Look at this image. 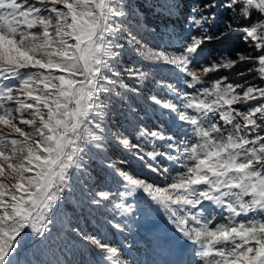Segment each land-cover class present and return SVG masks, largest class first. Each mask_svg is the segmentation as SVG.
<instances>
[{
	"label": "snow or ice",
	"instance_id": "snow-or-ice-1",
	"mask_svg": "<svg viewBox=\"0 0 264 264\" xmlns=\"http://www.w3.org/2000/svg\"><path fill=\"white\" fill-rule=\"evenodd\" d=\"M0 264H264V0H0Z\"/></svg>",
	"mask_w": 264,
	"mask_h": 264
},
{
	"label": "rangeland",
	"instance_id": "rangeland-1",
	"mask_svg": "<svg viewBox=\"0 0 264 264\" xmlns=\"http://www.w3.org/2000/svg\"><path fill=\"white\" fill-rule=\"evenodd\" d=\"M148 19L150 22L153 21V17L151 16H148ZM181 27V24H177V29L179 30V28ZM245 48L247 47L246 45H244ZM206 56L207 55H211L212 57H216V53L211 51L209 48H205V53H204ZM161 77H173V74L170 73V72H164L161 74V76H157V79H160ZM251 78V77H249ZM168 82L170 83H175V79L174 77L169 79ZM259 81H257L258 83ZM151 87V85L149 86ZM158 115V113H157ZM162 121H159V120H156L154 117L148 119V123L149 124H158V123H161ZM114 159L116 158H119L120 156V150L118 149H113L112 152L110 153ZM155 219L159 220V222L161 224L164 223L163 219L161 217H154ZM135 228H136V225L134 224L133 225V229H134V232L132 234H128V233H125V235H128L129 236V239L127 241L124 240V237L123 235L119 234V233H116L115 235H107V238L114 242V243H127V244H131L132 243V240H133V237L136 239V240H140V244L137 245V247H139L141 249L140 252H136L135 249H133V254L136 255L137 259H139L140 261L142 262H145V261H151L153 259H156V257L152 256L149 252L145 251L147 245L144 241L141 240V236L140 235H137L135 233ZM112 236V237H111Z\"/></svg>",
	"mask_w": 264,
	"mask_h": 264
},
{
	"label": "trees",
	"instance_id": "trees-1",
	"mask_svg": "<svg viewBox=\"0 0 264 264\" xmlns=\"http://www.w3.org/2000/svg\"><path fill=\"white\" fill-rule=\"evenodd\" d=\"M138 2H139V0H138ZM230 15H231V13H224L220 17V21H219V25H218L219 29L224 28L225 23L228 22ZM149 16H151V15H149ZM148 21H149V19H148ZM158 22L159 21H157L153 17V21L152 22L149 21V27L154 26ZM205 48H209L211 51L215 52L217 56H220V55H224L225 53L232 55L233 51H243L245 49V46H244L242 41L236 40L235 38H233V41L231 43H229V42H224V43L210 42L208 45H206ZM108 235L113 236V234L111 232H108Z\"/></svg>",
	"mask_w": 264,
	"mask_h": 264
}]
</instances>
